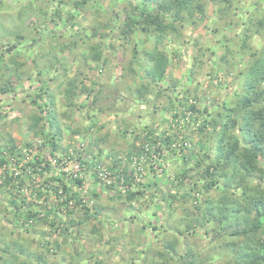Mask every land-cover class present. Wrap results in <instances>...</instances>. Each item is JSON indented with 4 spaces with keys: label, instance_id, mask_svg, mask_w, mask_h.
<instances>
[{
    "label": "trees",
    "instance_id": "obj_1",
    "mask_svg": "<svg viewBox=\"0 0 264 264\" xmlns=\"http://www.w3.org/2000/svg\"><path fill=\"white\" fill-rule=\"evenodd\" d=\"M101 1L103 0H49L50 3L57 4V7L51 13L52 18L46 21L48 27L51 28L47 37L43 36L40 31V21L32 19L38 15L35 10L17 8V18L23 22V25L31 20L32 28L27 31L34 32L36 37L32 39L30 44L26 45V51L35 47V50L39 52V58L18 61L24 71L11 68L0 69V72H3L0 75V93L14 92L18 85H22L28 72L30 73H28L29 77L32 76L31 68H40V64H42V70L37 71V77L44 72V69L50 71L54 68L60 72L49 77L48 81L39 78L41 85L32 91L34 95L32 102L37 105V109L31 115L30 120H27L26 125L28 132H33L42 138L43 145L48 146V153L53 157L56 156L55 154L60 148L67 150V147H62L58 143L57 138L62 139L60 122L63 119L50 113L54 102L53 88L50 89V86L55 85L58 80L67 78L68 87L64 94L66 98L71 100L74 96L76 80L81 76L80 73L84 72L80 70L81 63H87L90 68L95 67L99 71L101 68H108L111 63L124 61L127 43L134 39L137 32L141 31L144 34L145 45L147 42L151 43L147 45L148 47L139 49L135 42L131 57L126 61L124 71L126 69V73H135L136 68L132 67V64L134 61H138L142 55L146 63L155 65V67L145 70L143 76L137 75L138 80L147 79L153 84L165 79L171 81L168 87L162 88V91L157 93L160 97L164 92L171 89L175 90L177 86V83L173 82L171 58L164 47L165 43L183 42L187 37L185 27L188 24L197 27L199 22L206 19V6L209 2L222 1L219 11H226L227 14L232 4V0H138V3L133 6L134 0H119L118 5L113 9V16L107 19L104 26L100 21H95L92 25L94 19L101 14V9L98 7ZM5 4L9 5L4 0H0V15L4 11ZM69 4L75 11L64 12L59 7V5ZM78 11L87 14L85 21L70 34L68 39L60 40L61 30L58 29V26L60 24L63 27L74 26ZM2 21L3 17H0V24ZM89 26L95 28L87 35L85 30ZM101 26L110 29V33L98 30V27ZM226 26L227 24L223 28L225 29ZM257 28H264V21H259ZM227 35L223 37L227 39ZM24 38H26L24 35L16 37L20 42H23ZM95 38L97 40L93 41ZM238 48L240 51L246 49L247 40L240 42ZM11 50L8 49V51ZM66 50L70 52L72 62L68 59L62 60L58 55L59 52ZM81 51L84 53V57L79 59L78 54ZM114 52L115 54H113ZM229 53H234V51L227 47L220 60L225 59L224 57ZM254 56L255 54H253ZM76 60H80L77 63L80 72H76L72 76L68 75L69 66L73 65ZM89 60L91 63H88ZM203 61V51H201V54L195 57L191 75L197 72V67H201ZM137 66L139 67V65ZM239 76H243V80L235 100L231 105L224 104L212 117H205L201 123H198L197 130L201 137L196 144L194 143L193 148L185 146L174 150L171 147L174 144V139L171 136L164 132L162 136L159 134L157 139H152L156 135V129H148V136L145 138L147 142H157L164 137L161 146L165 144L173 153L179 152L181 160L185 164L182 171L173 170L172 174L168 175L165 170L162 176L149 175L151 180H142L137 187L138 181L133 169L125 166L124 160L115 157L111 152L109 157H113V159L106 171L115 175V180L112 183H104L99 177L100 171L105 168L101 159L103 148L99 147V153L93 155L92 159L89 157L92 152L90 149L85 152L75 149L76 154L66 152L68 157L79 160L83 166L87 167L88 171H92L90 173L95 179L89 182L88 188H84V179H71L66 174L52 175L56 167L45 156L42 160L34 159L32 161L31 159L29 162L30 173L27 174L24 170L25 175L23 177L18 175L15 178L6 173L5 179L0 183V189L2 188L1 190L8 193L10 201L8 205H3L0 208V212L6 215L5 220L15 224L22 219V223L29 226L26 227L28 234L33 232L36 225L46 227L42 235L47 232L52 239L47 237L43 239L41 236L39 244L44 249L37 250L39 249L38 246L36 248L32 246L34 242H37L36 239L20 232L14 236L0 222V264H55L49 258L52 251L55 250L52 245L60 247V245L65 244L68 240V230L72 225L85 224L88 226L92 217L102 213L108 214L111 209L116 208L117 201L142 200L143 197L148 196L149 200L153 202L154 195L145 189H151L153 186L159 188L165 179L168 181V184L165 185L167 189L166 199L156 204L160 209L166 210L167 207L170 209L165 219L167 228L157 227V225L155 228L160 229L162 233L167 232L169 235H163L158 245H151L143 249L144 256L139 262L134 259L136 254L127 257L131 264H209L215 257L228 256L234 257L235 260L221 261V264H264V254L253 250L251 243L238 242L264 225V192L259 190V186L264 184V167H261L264 164V123H259V121L264 120V108L260 107L261 104H264V56L259 59L253 58L239 72ZM84 78L85 80L88 79V75H85ZM80 82L83 83L84 81ZM191 91L193 92L189 87L184 91V99L180 101V106H187L185 111L189 110L193 113L197 111V108L195 104L188 103ZM143 92L144 85L141 84L139 88L135 89L136 97L142 98ZM194 98L195 100L200 99L197 94ZM174 105V100L168 97L163 109L174 110ZM62 106L66 108V111L59 113L61 117L78 120L72 117V112L87 107L88 104L85 101L80 104L79 109H76L71 102ZM237 108L250 110L247 113V121L239 132H236L234 122L229 119L230 115L237 111ZM253 108L256 110L252 111ZM198 112L200 113L199 110ZM199 113L198 116H201ZM86 115L92 116L85 113L84 117ZM175 116L177 115L175 114ZM184 116L186 114L183 115V118H186ZM198 116L194 115L196 123ZM93 126L94 124L91 122L83 129L90 130ZM217 128L222 129L218 135L214 138L208 136V140L213 142L214 159L207 153L201 159L195 149L201 148L205 134L209 129L215 131ZM80 129L81 126L79 125L74 132H80L78 131ZM134 139H140V137L137 136ZM94 144L99 146L97 141H94L92 145ZM142 151H145L143 143L139 146L133 143L127 156L129 158L128 164H131V156ZM13 152L21 153V147L19 148L11 140L10 144L0 147V172L3 165L9 163L6 155H12ZM46 155L48 154L46 153ZM192 158L197 159V164L193 168H188L187 164ZM208 161L211 162L207 163L205 167L204 162ZM158 162L161 164V161L158 160ZM150 166L148 172H152V169L153 171L156 170L153 164ZM37 174L44 176L41 183L35 180L38 178ZM33 180L36 181L35 184H32ZM51 182H57V185H50ZM26 184H32L38 198L44 196L46 200L49 199L48 194L51 191L56 198L55 206L47 208V205L35 203L36 200H28L24 195L22 196V190ZM44 187L47 188L48 192H44ZM120 189L125 191L121 192ZM104 198L107 202H102L101 199ZM181 199L185 213L180 216V219L173 220L175 206H178L176 203ZM189 202H191V207L196 209L195 213L185 206ZM119 204L122 205V208H134L132 205ZM9 205L12 209H9ZM149 205L148 201H145L142 205L143 210ZM63 206L70 214L69 221L57 215L58 209ZM72 207L84 214L78 221L72 217L74 213ZM11 210L16 215L17 220L13 219ZM177 223L182 224L183 230L177 228ZM93 226L94 231L98 230L99 237L97 240L102 241L104 236L101 228L103 222L98 219ZM172 233L174 235H171ZM185 233L188 235L186 236ZM198 233L211 239L206 250L199 249L193 243ZM140 237L134 235L131 227L127 237H124L126 244L122 250L124 248L128 250L129 246L132 247V245L138 246L141 242ZM106 242L112 244L111 250L118 245L117 241L113 242L111 239ZM136 250L134 248L132 252L136 253Z\"/></svg>",
    "mask_w": 264,
    "mask_h": 264
},
{
    "label": "rangeland",
    "instance_id": "obj_2",
    "mask_svg": "<svg viewBox=\"0 0 264 264\" xmlns=\"http://www.w3.org/2000/svg\"><path fill=\"white\" fill-rule=\"evenodd\" d=\"M5 2L9 3V5L13 4H20L23 2V0H4ZM119 0H103L98 4V7L101 9V14L96 17L91 23L92 25L95 23V21H100L101 24L104 26L107 23V19L113 16V9L118 5ZM246 0H232V4L230 7V10L227 14V12H220L219 6L221 5L222 1L217 2H209L206 6V19L199 22L197 27H194L190 24H188L185 27V33L186 38L183 42H177L175 44H167L165 43L164 47L168 51L170 58H171V65H172V76H173V82L175 81L177 83V86L174 89L169 90L168 92H164L163 95H161L160 99H166V102L168 101V97H171V99L174 100V110L168 111L166 109H163L162 107H154L153 108V117H157L160 112H163L164 117L162 120H157L158 125L162 124H168L169 126L164 129L163 132H160L161 136L164 132L168 136H171V138L174 139V144L178 139H180V136L176 134V132L173 130L172 125H179V122L181 119L185 120L184 126L188 130L192 129V124L199 125L198 123H201L205 117H212L216 113V111L224 104L231 105L232 102L235 100L237 93L240 91V87L242 85V82L240 83L239 87L236 88L235 92H233V87L236 84V81L238 77L232 76L233 70L237 69V65L239 63H244L245 67L248 65V62H245L243 58L241 57L239 60L237 59V51L234 45L237 44V41L234 39V23H233V16L235 13L239 12L240 10L236 8V5L239 3H244ZM225 4V3H224ZM65 8H67V11H75L72 7L68 8V5H65ZM18 12V9L15 11H9L4 12L2 11V15L0 17H3V21L0 24V29H3L7 31L6 25L9 23H15V21H19V19L16 16V13ZM76 20L75 25L73 26H66L63 27L61 24L58 26V29L61 30V34L59 36L60 40L68 39L70 37V34L75 31V29L79 26H81L82 22L85 21L87 14L76 12ZM32 21L28 20L24 26L26 30H30L32 28ZM225 29L223 28L225 25ZM103 26L98 27V30L102 32L110 33V29L103 28ZM259 26V21L255 22L254 27ZM94 26H89L86 28L85 33L89 35L92 30L94 29ZM51 28L48 27L44 30V32H47ZM112 32V31H111ZM227 32L229 33L227 35ZM43 35V34H42ZM227 35V39H225L223 36ZM45 36V35H43ZM25 40V38H24ZM23 40V41H24ZM97 40V38L93 39ZM135 42L137 43V47L139 49H142V45H145L144 41V34L139 31L135 34L134 39L131 40L129 43H127L126 46V53H125V60L118 61L116 63H111L112 71L117 75L118 78H120V74L126 73V69L124 71L125 64L127 63L131 57L132 47L134 46ZM151 42H147V45ZM240 43V42H239ZM227 47H230L234 53L227 54L223 59L220 60L224 53L225 49ZM35 49V47L33 48ZM33 49L28 50V52L32 53V56L30 58H39V52L38 50L33 51ZM201 51H203V57L204 61L201 67H197L196 73L194 75H191V68L193 66V62L195 61V57L199 56L201 54ZM115 54V52L113 53ZM58 55L60 58L68 59L70 62L73 61L72 56L70 55V52L66 50L65 52H59ZM79 59L84 57V53L81 51L79 52ZM31 60V59H30ZM80 60H76V62L73 64L76 68V72H80L78 69L77 63H79ZM45 62V61H43ZM220 62V63H219ZM88 63H91L89 60ZM219 65V66H218ZM218 66V67H217ZM42 67V64H40V68ZM81 69H83V73H80L81 76H85V73H96L99 72L98 68L92 67L90 68L87 63L82 64L81 63ZM244 67V68H245ZM243 68V69H244ZM35 67L31 68V74L32 76L29 77V74L27 73L24 82L22 85H18L16 87V90L12 93H0V147L5 146L7 144H10V140L13 141L16 145L21 147L22 153H24V149H30L28 153L32 154L33 159L35 160H42L44 156L47 160L52 159L53 155H50L48 146L43 145L42 138L36 136L33 132L27 131V120H30L31 115L33 112L37 109V105L32 102V99L34 95L32 94L33 90H36L41 85V80L39 78H43L45 81H48L49 77H52L57 72L56 69H52L48 71L47 69H44V72L37 77V71H35ZM242 69V70H243ZM241 70H239L240 72ZM39 75V74H38ZM68 75H73L70 71V66L68 69ZM243 77V76H239ZM89 79V77H88ZM86 79V80H88ZM175 79V80H174ZM165 81L166 86L168 87L169 79L163 80ZM187 81L188 84H195L196 87L193 89V92L190 93L191 102L196 105L197 111H200V115L198 116L197 111L191 112L189 110L185 111V108L187 106H180V101H183V93L188 87H186L184 90H181V84ZM89 83H92L91 80H89ZM54 85V84H53ZM52 85V86H53ZM190 88V87H189ZM19 89V91H17ZM50 89L52 87L50 86ZM48 88V90L50 91ZM200 97V99L195 100L194 96L196 94ZM46 97V95H44ZM44 97V98H45ZM137 99H141L139 97H136ZM129 102L131 101V97H128ZM84 103V102H83ZM189 103V99H188ZM189 103V104H190ZM16 105V107H13V105ZM82 104V103H81ZM211 105V106H210ZM44 107V105L42 104ZM64 107V106H62ZM85 108V107H84ZM213 108L215 111H213ZM83 109V108H82ZM207 109V110H205ZM185 111V112H184ZM204 111V112H202ZM85 113H82L79 110H74L72 112V117L74 119L78 120H72L64 118L61 123L62 128V139L67 137L68 142L66 146L67 150H58L56 152L57 157H68L66 152L76 154L75 149L81 148L77 147L73 150L72 146L77 143L76 138L80 135V132H74L77 130L79 125L81 126V129L83 127H86L88 124L93 122L92 116L88 117L87 115L84 117ZM175 114L177 116H175ZM183 118V115H185ZM191 114V115H190ZM194 115L198 116L197 123L194 121ZM169 116H171V120L169 121ZM115 116L113 115V119ZM21 119H23V124H21ZM191 120V123L188 121ZM79 122V123H77ZM67 126V127H66ZM198 128V127H197ZM197 128L195 129V132L193 134V140L189 141V143L196 144L198 139L201 137V134L198 132ZM76 129V130H74ZM149 126L145 125L144 130L148 131ZM158 130L157 128H153ZM102 130V129H101ZM80 131V130H78ZM116 133L120 132L119 128L114 129ZM124 136L128 135V132L124 130L123 132ZM182 135V133H181ZM83 137H81V140ZM164 137L162 139H159L157 142H162ZM186 139V138H185ZM98 145H92L90 150L92 151L89 155L90 159H92L93 155H97L100 151L99 147L100 144L103 143V140L97 141ZM184 143V140H181V143ZM150 144H153L154 142H149ZM182 143V144H183ZM173 144V145H174ZM158 146V151H154V154L156 155L155 162L152 159L144 158L145 161L149 165V169L151 168L150 164H153V167L156 168V170L152 172H149V175H155L162 176L164 174L163 171L166 170L165 165V158L167 156H171L173 154L172 150L167 148V145L160 144ZM132 147V146H131ZM92 149H96V153L94 154ZM131 149V148H130ZM130 149L126 152V158L129 155ZM88 150V149H87ZM167 150V152H166ZM178 150V149H176ZM78 151V150H77ZM86 150L82 151L85 152ZM46 153L48 155H46ZM141 153V152H140ZM140 153L136 154L140 157ZM111 154H114L115 157L121 158L122 156H125L124 150L121 151H115L113 150ZM110 155V153H109ZM104 156V149L102 151V156ZM152 157V156H151ZM113 157H110V160H112ZM161 161V164H159ZM103 161V159H102ZM111 164V162H110ZM109 164V165H110ZM104 165V162H103ZM108 165V166H109ZM105 166V165H104ZM134 171V169H133ZM135 172V171H134ZM166 173L168 174L167 170ZM1 172H0V183H1ZM38 175V178L40 183L43 180L42 175ZM2 189V188H1ZM0 189V208L3 205H8L10 203L9 201V195L5 192V190ZM103 192V191H102ZM101 192V193H102ZM49 199H45L44 197L38 198L35 203H41L43 205H47V208H52L56 204V198L53 195V193L50 191L48 194ZM102 202H107L106 198L101 199ZM100 200V201H101ZM20 204V201L18 202ZM42 205V206H43ZM175 206L176 210L174 212L173 217H177L179 214V217L184 215L183 211V200L178 201ZM40 207V206H39ZM37 207V208H39ZM74 209V213L72 215L73 219L78 221L81 219L84 214L83 212H78L76 208L72 207ZM168 209L163 210L158 208L155 200L149 205L148 208L144 209L145 211H150L151 215L147 218L148 222L145 224L141 220L139 215H136L135 213L138 211L137 209H126L122 208L121 204L116 205V208L111 209L108 214L102 213L98 214L96 217L91 218V222H89L88 226H85V224H79V225H72L70 229L68 230V240L65 244L58 246L52 245V247L55 248V250L52 251V253L49 255L50 261L55 264H82L84 260H87L88 264H131L130 259L127 257H130L134 254H136V261H140L142 257L144 256L143 249L145 247H142V244H147V247L149 246H156L159 243V240L162 238L163 233L160 229L155 228L162 227L164 229L167 228L166 223V217L167 214H169V207ZM190 208V207H188ZM9 209H12V207L9 205ZM12 214L13 219L17 220L16 215L12 213V210L10 211ZM58 217L62 219H66V221H69L70 214L68 213V210L63 206L60 207L57 211ZM132 213V214H129ZM163 214V219H161V216ZM9 216V215H8ZM5 213L0 212V222L2 225H5L9 232H11L14 236L20 232L25 233L27 235H30L34 239H36V243L34 242L32 244L33 247H37L41 250L44 249L41 244H39L40 237L43 236V239L50 238V234L47 232L42 235V232H44L46 227H41L40 225H36L33 229V232L30 234L27 233V228L29 226H26L22 223V219H20L17 223H10L8 220H5L6 218ZM101 220L103 222L102 233H103V239L102 241L97 240L98 239V230L94 231V226L97 223V220ZM180 219V218H178ZM176 219V220H178ZM88 222V221H87ZM139 222V223H138ZM21 225V226H20ZM133 228L134 235L137 237L142 236V240H140V244L138 246H129L128 250H125V248L122 250L123 246L126 244L124 241V237L128 235L130 228ZM149 229L151 231L149 232ZM201 230V229H200ZM202 231V230H201ZM197 238L193 242L197 245L199 249L206 250V247L211 243V239L203 236L201 233H198ZM111 239L113 242L117 241V246L111 250L112 244L108 241ZM64 250H61L63 249ZM135 248L136 253L132 252V250ZM110 251V252H109Z\"/></svg>",
    "mask_w": 264,
    "mask_h": 264
},
{
    "label": "clouds",
    "instance_id": "obj_3",
    "mask_svg": "<svg viewBox=\"0 0 264 264\" xmlns=\"http://www.w3.org/2000/svg\"><path fill=\"white\" fill-rule=\"evenodd\" d=\"M136 3H138V0H134L133 6H135ZM18 7L30 8L37 12L38 15L32 17V19L40 21V31L47 37L48 33L43 30L48 27L46 21L52 18L51 13L57 7V4L50 3L49 0H23V2L18 5L5 4L4 12L7 13L10 10L15 11ZM59 7L64 12L67 11V8H65L64 5H59ZM70 7L71 5L69 4L68 8ZM236 8L240 10L233 16L235 28L234 39L237 41V44L234 45V47L237 51V59L239 60L242 57L245 62L250 63L253 58L259 59L261 56H264V28L254 27L255 22L264 21V0H246L244 3L237 4ZM58 23H60V21H58ZM6 28L7 31L0 29V69L11 68L24 71V68L20 66L18 61L27 60L32 56L31 52L26 51V45L30 44L32 39L36 38L35 33L27 31L23 26V22L20 21H15L14 24L9 23L6 25ZM18 35H24L26 37L25 40L23 42L18 41L16 39ZM245 40H247V48L240 51L238 44ZM142 47L148 46L142 45ZM8 49L12 50L8 51ZM33 51H35V49H33ZM253 54H255L254 57ZM137 65H139V67ZM132 67L136 68L135 73H122L120 74V78H118L112 71L111 65L108 68H101L99 72L87 73L86 75L89 77L88 80H85L84 76L78 77L74 88V96L71 100L66 98L64 94L68 87L67 78L58 80L55 85L51 86L53 88L54 102L53 107L50 109V113L51 115L58 116L60 119H64V117L59 115V113L66 111V108L62 107V105H68L71 102L75 105L76 109H79L80 104L86 101L88 106L80 109V111L92 115L94 126L90 130L86 128L80 129V135L76 138L77 143L72 146L73 150L80 147L81 150L84 151L90 149L94 141L103 140L100 147L104 149V156L101 157V159H103L105 165L104 170L106 171L111 162L109 153L113 150L121 151L123 149L125 156H122V159L124 160L125 166L130 169H135L139 173L137 176V187H139V183L142 180H151L148 172L149 165L144 158L137 155L131 156V164H128L129 158H126V152L131 148L133 143L137 146L143 143L147 150H153L152 145L145 140L148 136V132L144 130L145 125H148L149 129H158L156 135L153 136L152 139H157L160 132H163L169 125H158L156 122L157 120L163 119V112H160L155 118L152 115L154 107H162L166 103V97L162 100L157 95V93L162 91V88L166 86L165 81H157L153 84L150 80H138L136 78L137 75L143 76L145 70L154 68L155 65L146 63L141 55L138 61L133 62ZM244 67V63H239L237 69L232 72V76L238 77L236 84L233 87V92H235L236 88L239 87L243 80V77H239V70H242ZM40 70H42V68L35 69V71ZM80 70L83 71V69ZM70 71L75 75L76 68L74 65H70ZM2 74L3 72H0V75ZM89 80L95 81V83H89ZM80 81L84 82L81 83ZM141 84L144 85L143 96L141 99H137L135 89L139 88ZM186 87L194 89L196 85L188 84L187 81H184L181 84V90H184ZM17 91H19V89H17ZM128 97H131L132 102H129ZM190 102L191 98H189V103ZM45 103L47 104V101H45ZM13 107H16V105L14 104ZM260 107L264 108V104H261ZM251 110L254 111L256 109L253 108ZM213 111H215L214 108ZM248 111L250 110L237 108V111L230 115L229 119L234 122L236 132H239L247 121ZM113 115L115 116L114 119ZM170 120L171 116H169V121ZM23 122V119H21V124H23ZM184 123V120L181 119L178 126L175 124L172 125L173 130L180 136V139L171 146L174 150L185 146L188 148L194 147V144L189 143V141L193 140V134L198 125L192 124V129L188 130L185 128ZM189 123H191V120ZM259 123H264V120L259 121ZM45 127H47V125H45ZM116 128L120 129L119 133L114 131ZM124 130H127V136L123 135ZM221 131V128H217L215 131L212 129L207 131L203 145L201 148L195 149L201 159L206 153L213 156L214 159V152L212 151L213 142L208 140V136L214 138ZM232 135H235V133H232ZM137 136L140 137V139H134ZM81 137H83L82 140ZM57 139L60 146L63 147L67 145V137L64 139ZM181 140H184L183 144L181 143ZM92 150L94 154L97 151L96 149ZM149 159H152L155 162L154 157H150ZM210 162L211 161L204 162V166L206 167L207 163ZM196 164L197 159L192 158L190 162H188L187 167L193 168ZM165 165L168 175H171L173 170L179 172L185 168V164L181 160L178 151L174 152L171 156L166 155ZM261 167H264V164H262ZM107 182L112 183V181ZM166 184H168V181L165 179L159 188L153 186L151 189H145V191L154 195L156 203H161L167 196V189L165 188ZM259 190L264 192V184L259 186ZM120 191L124 192L125 190L120 189ZM145 201H148L149 204L152 203L148 196L143 197L142 200H121L117 201V203L134 206V208L138 210L135 214L139 215L143 223L146 224L148 222L147 218L151 215V212L143 210L142 205ZM185 206L190 207V210L195 213L196 209L191 207V202ZM178 218H180L179 214L172 219L176 220ZM161 219H163V214ZM253 222L255 223L254 217ZM176 226L178 229L183 230L182 224L177 223ZM150 231L151 229H149V232ZM163 235H169V233L165 232ZM171 235H174V233ZM185 235L187 236L188 234L185 233ZM142 238L143 237L141 236L140 239L142 240ZM238 242L251 243L253 250L264 254V247H262L264 246V225H261L256 232L250 233L248 237L242 238V240ZM141 246L145 247V249L147 248L146 243ZM226 260L234 261L235 258L232 256L215 257L209 262V264H221V261ZM82 264H88L87 260H84Z\"/></svg>",
    "mask_w": 264,
    "mask_h": 264
},
{
    "label": "built area",
    "instance_id": "obj_4",
    "mask_svg": "<svg viewBox=\"0 0 264 264\" xmlns=\"http://www.w3.org/2000/svg\"><path fill=\"white\" fill-rule=\"evenodd\" d=\"M159 142V141H158ZM154 142L152 145L151 151L147 150L145 147V151L140 153L141 158H148V157H156L154 154L155 149L158 148L157 145L160 146L161 142ZM143 147V146H142ZM30 149H24V153H17L13 152L14 154L10 155L7 154L6 157L9 159V163L3 165V168L1 169V183L5 179L4 176L6 173L13 175L15 178L18 175H21L22 177L25 175L24 170L27 174L30 173V165L29 162L34 160L32 157L31 153H28ZM149 151V152H148ZM7 153V152H4ZM52 165L56 167L54 172H52V175H63L66 174L68 175L71 179H84V188L89 187V182L94 181V177L91 175L90 172L88 171L83 164L77 160V159H71L70 157H57L54 156L52 159H49ZM134 175L136 177L138 176V172L134 170ZM90 177V178H89ZM99 177L102 178L104 183H108L107 181H114L115 180V175H112L109 171H100ZM36 181H39V179H35ZM35 180H33L32 184H35ZM32 184H26L23 187V194L28 200L34 199L37 200V193L35 190H33ZM50 185L56 186L57 182H51ZM44 192H48L47 188H43ZM62 191V189H60ZM44 197V196H43ZM43 215V214H42Z\"/></svg>",
    "mask_w": 264,
    "mask_h": 264
}]
</instances>
